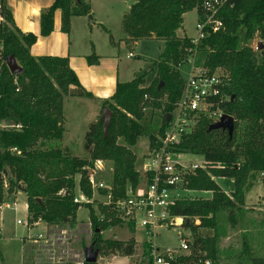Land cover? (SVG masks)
<instances>
[{
  "label": "trees",
  "instance_id": "trees-1",
  "mask_svg": "<svg viewBox=\"0 0 264 264\" xmlns=\"http://www.w3.org/2000/svg\"><path fill=\"white\" fill-rule=\"evenodd\" d=\"M200 1L138 0L132 5L123 17V32L127 42L152 39L163 43L156 62L158 81L146 87L144 73L128 83L117 82L111 102L103 107L112 114L107 136L104 137L99 121L90 124L83 144L88 158L81 159L61 145L65 132L63 101L66 97L82 98L89 94L80 86L67 59L30 55L36 37L22 34L15 27L12 13L5 1L0 0V124L7 126L0 128V174L7 173L6 185L0 182V207L5 197L23 192L29 223L41 221L58 228H74L77 211L86 208L92 245L100 257L134 255V238L126 242L102 239L101 233L117 227V223L99 222L91 206L74 204L73 197L76 189L86 198L92 197L87 174L97 160L112 164L114 199L123 198L128 187L137 188L140 175L132 148L147 135L141 125L144 110L161 108V100L166 96L165 113L158 129V134H162L167 124L165 115L172 113L184 87V81L172 66L185 64L189 52L194 50L190 39L179 38L177 32L182 29L185 14L196 10L199 15ZM57 10L61 12L64 34L69 33L73 17L90 14L89 5L82 0H54L40 15L41 36H49L53 31ZM219 18L223 28L200 42L197 56L203 57L201 64L209 72H218L228 80L226 90L231 98L221 109L224 115L233 118L234 131L231 137L223 130L209 131L212 123L199 119L179 149L201 157L208 167L187 175L183 186L188 191L210 192L212 197L179 200L170 209L172 217L190 221L187 229L193 240L189 258L205 255L213 264H218L216 239L203 237L200 230H215V219L220 213H226L228 222L234 226V213L242 214L245 194L256 176L264 173V48L254 52L251 46L255 39L264 43V0H231L220 11ZM11 56L21 69L18 75L11 74L5 65ZM97 62L94 56L88 58L90 65ZM145 96L149 101H144ZM148 141L152 151L155 137L150 135ZM216 178L232 181L233 192L229 195L222 192L214 181ZM195 221L199 224L195 225ZM128 228L134 234V227ZM243 240L237 264L243 261L264 264V257H250L245 236Z\"/></svg>",
  "mask_w": 264,
  "mask_h": 264
},
{
  "label": "rangeland",
  "instance_id": "rangeland-1",
  "mask_svg": "<svg viewBox=\"0 0 264 264\" xmlns=\"http://www.w3.org/2000/svg\"><path fill=\"white\" fill-rule=\"evenodd\" d=\"M124 1V0H123ZM126 1V0H125ZM133 1L134 4L138 1ZM136 1V2H135ZM114 3V2H113ZM198 15H196V10L184 15V24L182 32L179 35L186 33L187 37H195L196 31L194 29ZM113 31L106 33V37L109 42L115 44L116 50L119 53V72L121 78L132 79L134 75L144 74L146 75L145 82L146 87L150 86L152 82H157L156 77V62L159 55L163 50V43L156 40H144L136 44L130 43L125 47H119V39L122 36L120 32H117V26L114 22ZM184 31V32H183ZM259 41L256 39L251 43L254 47ZM260 43V42H259ZM264 47V43L262 44ZM120 48V50H119ZM132 54L133 57L129 58L128 54ZM202 56L197 57L199 63L202 62ZM189 68L186 64L181 66H172V69L180 74V77L185 82L189 76ZM149 101V100H147ZM162 106L159 109L145 108L144 117L141 121V125L146 131L147 135L141 137L136 145L132 148L134 155L136 156V170L140 175L139 184L142 183V165L145 163L149 154V141L148 137L150 135L155 136L158 129L161 126L162 117L164 116L165 104L167 103L166 96L161 100ZM150 104V103H148ZM146 104V105H148ZM145 105V106H146ZM68 110L69 107L67 106ZM67 110V125L68 128L75 129L73 125L75 119L72 118L73 114ZM101 116V115H100ZM100 116L97 121H99ZM82 121L83 125H86L88 119ZM81 127V125H78ZM76 127V126H75ZM69 144V141H67ZM73 144H69L72 147V152H70L74 157L87 159L88 156L84 151L82 145L84 144L83 138L80 136L74 137ZM82 147V148H81ZM184 162H200L202 158L199 156L185 155L182 159ZM104 162V168L102 172L96 174V178L106 184L111 183L112 180V164L106 161ZM217 179V178H216ZM215 179V180H216ZM78 182L79 177L75 178ZM5 183V178L2 180ZM78 184V183H77ZM138 184V185H139ZM216 184L225 194L231 189L228 186V180H217ZM6 187V186H5ZM78 188V187H77ZM177 197L179 200H209L212 197L210 192H196L188 191L183 186L178 189ZM7 199V200H6ZM104 198L100 193L95 194L93 197V202L91 206L93 210L97 213L96 216L101 215V209H103ZM264 202V178H260L259 175L256 176L254 183L250 186L249 191L245 194L244 205L242 207V214L234 213L236 218V224L231 226L227 220L226 213H220L216 216V229L215 230H200V234L203 237H215L216 247L218 251V264H237L239 262V257L241 256L243 236L246 237L248 245L250 247L252 258H262L264 257V209L262 203ZM10 205L16 203L17 209H4L0 208V227L2 232V237L0 239V264H20V259L22 256V243L24 250V257L22 264H52V261H47L49 251L44 243L38 242L37 244L32 243L31 237L34 234L43 233V225H39L36 229L30 230L23 226L15 225L17 220L24 221L26 218L25 195L20 192L14 197V199L9 200L5 197V202ZM104 210V209H103ZM199 221L195 225H198ZM56 234H52L51 238L55 242L51 246V250L56 252L59 261L55 259L53 264L60 262L59 264H79V262H84V251L92 245V229L88 219V210L86 208H80L77 211L76 225L74 228H58L54 227ZM178 229L160 230L158 245L162 249H174L179 246L178 241ZM62 233H64L62 235ZM184 237H190V230L187 228L183 231ZM101 237L104 240L120 241L126 242L131 238L135 240V253L132 257H121V256H107L100 257L98 255L96 264H139L144 256L145 246L142 244L145 241L144 234L141 230H136L134 234L129 231L127 226L121 225L115 228H109L101 233ZM22 238L23 241L21 242ZM193 240V238L191 237ZM26 240V241H25ZM243 264H249L243 261Z\"/></svg>",
  "mask_w": 264,
  "mask_h": 264
},
{
  "label": "built area",
  "instance_id": "built-area-1",
  "mask_svg": "<svg viewBox=\"0 0 264 264\" xmlns=\"http://www.w3.org/2000/svg\"><path fill=\"white\" fill-rule=\"evenodd\" d=\"M230 1H200L198 20L194 27L196 36L190 39L194 50L189 52L190 56L185 63L190 67L189 76L170 114V121L163 128L162 134H158L157 131L154 136L155 147L149 151L142 166L144 175L142 183L135 189L128 187L123 198L114 199L111 183L106 184L96 178V174L102 172L104 168V162L97 160L87 174L92 197L86 198L79 189L75 190L74 204L91 205L95 194L102 195L105 200L103 204L105 212L100 216L97 215L99 222L117 223V227L132 225L135 231H142L145 237L142 243L145 250L139 264H213L205 255L189 258L192 236L184 237L182 234L186 229L184 224L186 219L172 217L170 209L179 201L176 192L183 187L185 177L194 174L196 170H206L208 167L204 161L194 163L182 161L181 159L187 154L180 151L181 143L193 131L200 118L207 119L212 125L218 123L224 115L221 106L231 98L226 90L229 86L227 78L218 72H209L197 61V48L200 42L210 33H217L223 28L219 13ZM252 49L257 52L259 45L256 44ZM128 57L132 58L133 55L130 53ZM147 100L149 99L145 96L144 101ZM6 127L5 124H0V128ZM259 177L264 178V173L259 174ZM262 207L264 209V202ZM0 208L15 210L16 204L3 203ZM196 222L198 221L194 224ZM36 224H30L28 218L16 222L17 226L26 228ZM171 228L180 230L178 232L179 246L174 249H162L158 245L159 231ZM56 233L57 231L53 230L49 236L38 235L31 239L34 244L41 242L47 246L49 251L47 261H52V264L55 259L59 261V256L56 255L59 251L51 250V246L55 243L51 236ZM83 263V261L79 262V264Z\"/></svg>",
  "mask_w": 264,
  "mask_h": 264
},
{
  "label": "crops",
  "instance_id": "crops-1",
  "mask_svg": "<svg viewBox=\"0 0 264 264\" xmlns=\"http://www.w3.org/2000/svg\"><path fill=\"white\" fill-rule=\"evenodd\" d=\"M4 1L6 7L12 13L15 27L22 34H31L36 37L35 44L29 49L30 55L34 58L58 57L67 59L69 67L75 73L80 86L89 94V97L82 98L66 97L63 101V127L65 132L61 145L63 148H67L72 152V147L69 144H73L74 137L79 134L84 142V137L88 131L89 125L97 121L104 109V105L107 102H111V97L115 92L117 82L128 83L137 75H134L132 79L121 78L119 72V53L116 50L115 44L111 41L109 42V39L106 37L108 31H113L112 28L114 27L115 22L117 32L122 33V36L119 39V41H121L119 47H125L132 43L127 42V37L123 32L122 22L123 17L129 12L132 5H134V2L129 0H82L90 7L89 16L73 17L71 19L69 33L64 34L61 31V12L57 10L53 17V31L49 36L44 37L41 36L40 33V15L42 11L50 8L54 4V0ZM196 15H198L197 12ZM182 29L177 32L179 38H193L187 37L186 33L179 35L182 32ZM91 56L96 57L98 60L95 65H90L88 63V58ZM67 106L69 107V110ZM67 110L73 114L72 118L75 119L74 123L77 124L73 125L75 129L68 128ZM85 118L88 119V121H86V125H83V122L85 121L82 120ZM78 125H81V127ZM67 141H69V144ZM217 180L223 181L227 179H214L215 182H217ZM228 182V186H231V189L227 192L230 194L233 192V182L230 180H228ZM19 193L20 192L17 194ZM16 195L10 197L9 200L14 199ZM25 212V219H27V204H25ZM39 225H43V233L34 234L29 238L32 239L34 236L38 235L49 236L55 229V226H47L44 222H39L35 226H32L30 230L36 229ZM1 237L2 232L0 227V239ZM23 239L26 238H22L21 242ZM24 250L22 243L20 264L23 262V257L25 255H23Z\"/></svg>",
  "mask_w": 264,
  "mask_h": 264
},
{
  "label": "water",
  "instance_id": "water-1",
  "mask_svg": "<svg viewBox=\"0 0 264 264\" xmlns=\"http://www.w3.org/2000/svg\"><path fill=\"white\" fill-rule=\"evenodd\" d=\"M77 2L79 0H76ZM259 45V49H263V45L261 43L258 44ZM6 67L8 69V71L13 74V75H18L21 73V69L19 68V66L17 65L15 59L11 56L8 57L6 59ZM111 118H112V114L111 112L107 109L104 108L101 112V116L99 119V122L102 124V129H103V133H104V137L107 136L108 133V129L110 127V123H111ZM171 119L170 114H166L165 115V122L168 123ZM213 130H223L226 131L228 133V135L231 137L234 131V120L233 118L223 115L220 119V121L218 123H215L213 125L210 126L209 131H213ZM6 171L2 172L0 174V182L2 180V178H6ZM185 227L188 228L190 227V221L189 220H185L184 221ZM98 258V253L96 251H94L93 245H91L89 248H87L84 251V262L87 264H95Z\"/></svg>",
  "mask_w": 264,
  "mask_h": 264
}]
</instances>
